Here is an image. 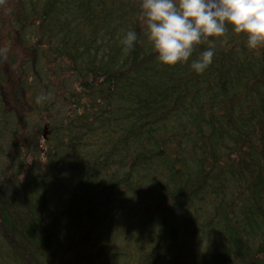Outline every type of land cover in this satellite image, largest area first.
Masks as SVG:
<instances>
[{
	"label": "trees",
	"instance_id": "trees-1",
	"mask_svg": "<svg viewBox=\"0 0 264 264\" xmlns=\"http://www.w3.org/2000/svg\"><path fill=\"white\" fill-rule=\"evenodd\" d=\"M140 2L0 5V264H264V46L163 64Z\"/></svg>",
	"mask_w": 264,
	"mask_h": 264
},
{
	"label": "clouds",
	"instance_id": "clouds-1",
	"mask_svg": "<svg viewBox=\"0 0 264 264\" xmlns=\"http://www.w3.org/2000/svg\"><path fill=\"white\" fill-rule=\"evenodd\" d=\"M4 2L0 0V5ZM137 20L146 27L157 60L166 65L189 61L196 45L224 35L228 26L246 34L250 50L264 46V0H141ZM136 41L137 33L128 31L122 40L124 50ZM213 55L211 47L203 50L190 67L204 72ZM45 99L39 95L36 102Z\"/></svg>",
	"mask_w": 264,
	"mask_h": 264
}]
</instances>
